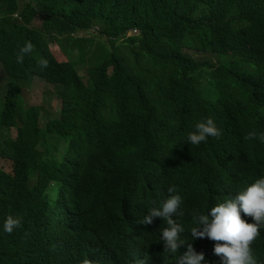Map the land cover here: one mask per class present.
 Segmentation results:
<instances>
[{"label": "clouds", "instance_id": "9594fccd", "mask_svg": "<svg viewBox=\"0 0 264 264\" xmlns=\"http://www.w3.org/2000/svg\"><path fill=\"white\" fill-rule=\"evenodd\" d=\"M6 1L3 5L0 0V35L9 18L26 29L45 31L47 13L23 15L20 8L52 5L53 0H16L15 12L13 0ZM199 2H170L171 14L180 15L178 37L185 35L187 24L193 32L209 26ZM57 4L56 40L48 41L46 52L59 63H72L87 85L91 72L106 64L111 102L125 109L111 119L99 102L54 83L44 70L49 66L44 58L37 61L41 71L16 77L27 69L25 56L35 46L26 41L8 64L0 44V169L6 173L0 178V264H264V133L260 141L254 131L241 133L263 121L264 100L255 113L232 114L225 123L191 112L227 110L230 98L241 90L264 96V43L254 41L257 32L264 35V20L257 29L246 25L237 13L242 10L243 19L255 25L251 9L244 0L233 1L225 17L242 28L237 46L227 55L184 49L206 63L208 77L200 73L191 86L186 83L183 95L164 81L159 94L150 74L137 65L114 71V55L126 40L140 35L138 29L110 37L105 23L96 20L87 29L61 35ZM224 11L215 7L208 16ZM223 66L240 73L242 86L215 77ZM37 85L54 102L52 111L43 103H29V92ZM14 86L15 112L5 105ZM171 113H177L175 124L167 121ZM69 116L90 127L107 125L112 133L133 124L137 128L132 137L74 150L66 136L56 133V124L65 135L71 133L60 125ZM34 157L40 176L29 183L32 192L24 213L36 216L31 223L10 202L22 191L20 183H26L18 172L19 160ZM37 188L45 190L43 196Z\"/></svg>", "mask_w": 264, "mask_h": 264}, {"label": "trees", "instance_id": "16d2710c", "mask_svg": "<svg viewBox=\"0 0 264 264\" xmlns=\"http://www.w3.org/2000/svg\"><path fill=\"white\" fill-rule=\"evenodd\" d=\"M3 5L7 4L6 0H2ZM54 4L41 5L25 4L20 8L26 13L38 14L41 12L47 13L44 19L43 28L45 31L26 29L25 25L18 20L9 18L4 32L0 35V44L2 47V57L5 62L11 64L16 60V54L19 47H22L26 41L33 43L34 51L31 55H26L27 69L20 71L16 77L31 76L36 71H41L38 68L37 61L40 58L47 59L49 66L44 69L48 70L53 82L62 85L66 90H73L79 92L85 100L99 102L105 109L106 113L111 119L119 117L125 105H115L111 102L110 88L111 76L108 74L105 66L95 69L91 72L89 84H85L79 74L76 72L72 63H59L55 57L46 52L48 41L56 40V0ZM65 4H57V11L60 20V27L58 32L61 35L69 34L78 28L87 29L94 21L105 23V35L110 37L123 36L127 30L136 28L140 31L139 36L130 37L121 46L119 52L114 55L116 61L114 71H122L132 65H137L138 69L144 74H150L152 77L153 88L160 94L162 88L160 83H164L177 90L179 95L184 94L185 84L190 86L198 78L200 73H205L208 77V69L206 63H200L193 57L184 53V49H191L197 52L217 53L219 55H227L233 47H236L241 36V27L232 26L230 22L226 21V11L230 4L236 0H199L198 3L200 11L206 15L208 27L205 29L193 32L189 24H187V31L182 37H178V24L180 15L173 16L169 10L170 2L173 0H165L162 3H155L153 0H61ZM69 4V8L67 2ZM147 1L146 6L143 2ZM252 11L251 19L257 24L253 25L243 19V11H238V19L246 25L252 26L253 29L260 28L261 22L264 20V0H244ZM16 0L12 1V11H17ZM219 7L224 11L222 16L208 15ZM47 8L46 10H44ZM70 11L72 14H70ZM105 13H108L105 16ZM25 23L30 22L31 19L24 17ZM43 20L42 17H38ZM76 19H79L77 21ZM233 36V37H232ZM69 39L75 40L71 35ZM232 38V39H231ZM255 42L264 43V35L257 32L254 37ZM61 42V40H58ZM180 51L183 56L180 57ZM212 53V54H213ZM123 59L126 60L123 63ZM264 68V62L262 63ZM198 72L197 76L195 75ZM173 74V75H172ZM240 73L233 68L221 67L216 73L215 77L222 82H228L242 86V81L238 78ZM190 77V79H188ZM172 79V82H168ZM199 79V78H198ZM16 86L11 90L5 100V105L15 112L16 110ZM165 101L173 105V99L164 97ZM264 100L261 92H256L252 89L241 90L235 93L230 98V105L228 109L218 108L217 112L211 113L205 109H193L191 112L199 116H217L221 123L230 120L229 115H237L243 113H255L259 104ZM1 107V104H0ZM177 113L167 115V121L171 124L176 123ZM60 125H64L71 132L65 135L56 124V133L61 136H66L74 150L79 148L90 149L100 147L110 142L121 138L132 137L137 124L130 127L120 129L117 133H112L107 125H98L95 127L86 126L82 124L77 118L69 116L64 119ZM257 133V141H260L259 134L264 133V118L263 121L253 130H241V133L248 134L249 132ZM53 139L52 136L49 137ZM33 139L29 140L27 145L31 144ZM4 144L0 142V154ZM34 147L30 148V152ZM18 172L24 176L26 183H20L22 191L18 193L11 200L13 209L21 218H25L31 223L34 222L35 217H25L26 197L32 192L30 182L39 178L38 161L37 158L20 159ZM6 176L0 169V178ZM46 186L50 184L45 182ZM42 196L45 190L42 188L36 189Z\"/></svg>", "mask_w": 264, "mask_h": 264}, {"label": "rangeland", "instance_id": "374dc122", "mask_svg": "<svg viewBox=\"0 0 264 264\" xmlns=\"http://www.w3.org/2000/svg\"><path fill=\"white\" fill-rule=\"evenodd\" d=\"M41 86L37 85L36 86V90L35 91H31L29 92V103H43L45 104L47 110L52 111L53 107L52 104L54 103L53 101H51L48 97H47V93L44 92L43 94H41ZM5 167L9 168L10 165L2 163Z\"/></svg>", "mask_w": 264, "mask_h": 264}]
</instances>
